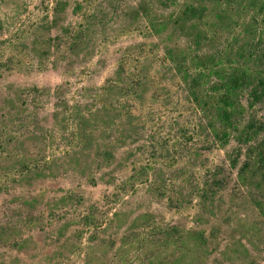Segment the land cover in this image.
Wrapping results in <instances>:
<instances>
[{
    "label": "rangeland",
    "instance_id": "rangeland-1",
    "mask_svg": "<svg viewBox=\"0 0 264 264\" xmlns=\"http://www.w3.org/2000/svg\"><path fill=\"white\" fill-rule=\"evenodd\" d=\"M0 19V264H264V169L240 177L264 142L245 133L264 0H0ZM233 67L251 77L224 138L211 85Z\"/></svg>",
    "mask_w": 264,
    "mask_h": 264
},
{
    "label": "trees",
    "instance_id": "trees-1",
    "mask_svg": "<svg viewBox=\"0 0 264 264\" xmlns=\"http://www.w3.org/2000/svg\"><path fill=\"white\" fill-rule=\"evenodd\" d=\"M177 1L178 0H162V2L165 5L174 4ZM204 8L205 6L203 4H199V6H195L194 4H191V3L186 4L185 9L182 11L181 15L178 16L177 21L182 22V21H185L186 19H193L194 17H198L200 14H203ZM167 22L164 20L163 22H160L159 24H156V25H158V27L161 29L163 26L167 24ZM156 25H153V26H156ZM3 32H4V25H3L2 20L0 19V37L3 36ZM69 33H71V31L68 30V28H65V35L67 37H70ZM78 37L79 35L75 36L74 41L78 39ZM169 56H171L172 59H174L175 61H179V56H177L176 54L169 53ZM3 65H4L3 59L0 57V67H2ZM214 68L216 67L212 65L209 69L214 72ZM225 73L226 72L223 69L222 72L219 73V80L214 81L211 86L214 89V91H217L220 94L218 97V104L216 108L218 110V116L225 126V130L222 136H224V138H228L230 136V131L228 129L238 128V124H239V122L237 121V118L239 115L238 109H239V104H241L239 101L240 100L239 95H240V91L249 84L251 74H250L249 67H243V68L233 67V70L230 73H228L227 75ZM124 76H125V66L124 64H121L117 70V76L113 78V80L110 81L107 87L104 88L105 92L114 90V88L118 84L116 80H119L121 83H123L121 80H123ZM200 77L201 76L194 78L193 86L196 85ZM262 94H263V91L259 89L253 90L254 101L256 102L260 100ZM195 100L199 104H201L204 101L201 91H197L195 95ZM254 101L251 102V106L254 105ZM117 108H118L117 106H111L110 112L117 110ZM68 109L69 108H66L64 112L57 113V115H55L56 118L59 119L61 115H66L65 112L68 111ZM115 114L116 112L111 115H107L108 118H110L107 124L113 123L111 125H106L107 127L115 126L114 121L116 117H120V116H115ZM64 121L65 122L68 121L66 117H64ZM74 121L77 123L76 118L74 119ZM252 121L253 123H249L248 128L245 130V133L247 134L248 133H258L259 131L264 130V120L263 121L252 120ZM82 127L86 128L83 124H82ZM86 129L81 130V132L85 131L88 134V131ZM122 135L123 133L119 132L118 134L113 135V139L116 141L120 139ZM260 144L262 145L257 146V148L259 147V149H257L256 152H253V154L249 156L248 160L244 163L243 167L240 170V177L243 180L245 179V181L248 180L246 174H247L248 169L251 168V166H255L257 168L261 167V169H264V142ZM102 154L107 157L112 156V152L111 151L109 152V147H106L103 150ZM197 236L201 239L206 240L204 234L201 232L198 233Z\"/></svg>",
    "mask_w": 264,
    "mask_h": 264
}]
</instances>
